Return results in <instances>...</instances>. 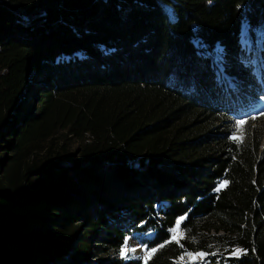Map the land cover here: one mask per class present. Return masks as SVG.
Instances as JSON below:
<instances>
[{
	"label": "trees",
	"instance_id": "obj_1",
	"mask_svg": "<svg viewBox=\"0 0 264 264\" xmlns=\"http://www.w3.org/2000/svg\"><path fill=\"white\" fill-rule=\"evenodd\" d=\"M262 24L264 0H0V264H145L135 232L147 264H264V115L230 138Z\"/></svg>",
	"mask_w": 264,
	"mask_h": 264
},
{
	"label": "rangeland",
	"instance_id": "obj_2",
	"mask_svg": "<svg viewBox=\"0 0 264 264\" xmlns=\"http://www.w3.org/2000/svg\"><path fill=\"white\" fill-rule=\"evenodd\" d=\"M163 8L170 18H173L172 11L170 6L163 5ZM243 30L239 35V43L241 49L244 52L243 62L247 67H249L252 73L255 75L257 83H258V93L252 94L247 100L246 105H237L235 109L238 112V115L232 116V134L239 135L236 132L235 122L237 119H246L247 123L252 119L253 116L256 118L262 117L261 113H264V24L260 27L252 30V33L248 35ZM219 45H214V47L210 50H206V47H202V53L210 58L212 68L215 72L217 84L223 88L225 93L228 90H235L236 83L231 80V77L227 75L223 68V55L224 52L222 49L220 50ZM255 118V119H256ZM246 124L243 125V131L245 137L246 134ZM177 228V227H176ZM179 229L177 228L176 233H173L176 237L178 236ZM172 235V237H173ZM152 237L150 232L139 234L138 232L133 233L127 240H129V244L127 245L128 249H135V251H128L127 258H123L125 261H129L130 259H139L144 261L142 257L148 255L146 252V247L144 241L149 240ZM148 250V249H147ZM150 251V250H149ZM121 257V256H119ZM183 257V259H181ZM178 261L181 264H203L202 259L197 257L196 259H190L188 255L180 256Z\"/></svg>",
	"mask_w": 264,
	"mask_h": 264
},
{
	"label": "snow or ice",
	"instance_id": "obj_3",
	"mask_svg": "<svg viewBox=\"0 0 264 264\" xmlns=\"http://www.w3.org/2000/svg\"><path fill=\"white\" fill-rule=\"evenodd\" d=\"M261 115H264V113H261ZM256 117L253 116L252 119H255ZM247 123V120L246 119H237L236 122H235V125H236V132L239 133V135H236V134H233L230 138L233 139V140H236V141H242L243 140V135H244V131H243V125ZM226 183V182H224ZM223 186V184L221 185V187ZM219 190V189H217ZM185 217H179L177 220H176V225L178 226L184 219ZM172 233H176L177 231V228H172L170 230ZM173 240L177 239V237L175 235H173L172 237ZM167 242H171V241H167ZM161 247L163 245H160ZM158 249L157 248H152L150 251L149 250H145L146 252H148V255L145 256V257H142L144 260H145V264H147V260L150 258L151 254H154ZM120 251V256L122 258H127V252L128 251H135V249H128L127 248V240L125 241L124 243V246L121 247V249L119 250ZM241 250L240 249H235L233 250V255H236L240 252ZM188 257L190 259H196L197 257L203 259L204 257H206V255H208L207 253H204V252H197V253H187ZM214 255V254H213ZM181 259H183V257H181Z\"/></svg>",
	"mask_w": 264,
	"mask_h": 264
},
{
	"label": "built area",
	"instance_id": "obj_4",
	"mask_svg": "<svg viewBox=\"0 0 264 264\" xmlns=\"http://www.w3.org/2000/svg\"><path fill=\"white\" fill-rule=\"evenodd\" d=\"M221 49L223 50V47H222V46L220 47V50H221ZM222 55H224V52L222 53ZM211 65H212V64H211Z\"/></svg>",
	"mask_w": 264,
	"mask_h": 264
},
{
	"label": "bare ground",
	"instance_id": "obj_5",
	"mask_svg": "<svg viewBox=\"0 0 264 264\" xmlns=\"http://www.w3.org/2000/svg\"><path fill=\"white\" fill-rule=\"evenodd\" d=\"M129 244V240H127V245Z\"/></svg>",
	"mask_w": 264,
	"mask_h": 264
}]
</instances>
